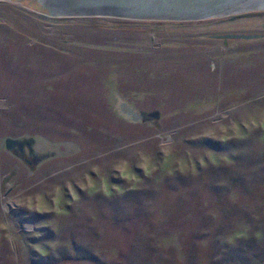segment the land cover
<instances>
[{
	"label": "rangeland",
	"instance_id": "1",
	"mask_svg": "<svg viewBox=\"0 0 264 264\" xmlns=\"http://www.w3.org/2000/svg\"><path fill=\"white\" fill-rule=\"evenodd\" d=\"M0 264H264V10L0 0Z\"/></svg>",
	"mask_w": 264,
	"mask_h": 264
},
{
	"label": "water",
	"instance_id": "2",
	"mask_svg": "<svg viewBox=\"0 0 264 264\" xmlns=\"http://www.w3.org/2000/svg\"><path fill=\"white\" fill-rule=\"evenodd\" d=\"M38 11L67 17L111 15L142 19L191 20L264 10V0H12ZM39 4L41 8H39ZM134 120L138 115L127 107ZM9 144V142H8Z\"/></svg>",
	"mask_w": 264,
	"mask_h": 264
},
{
	"label": "trees",
	"instance_id": "3",
	"mask_svg": "<svg viewBox=\"0 0 264 264\" xmlns=\"http://www.w3.org/2000/svg\"><path fill=\"white\" fill-rule=\"evenodd\" d=\"M39 8H41V5L39 4V6H38Z\"/></svg>",
	"mask_w": 264,
	"mask_h": 264
}]
</instances>
